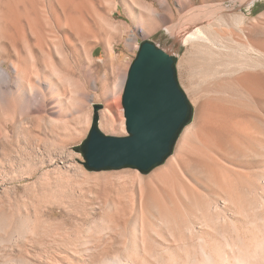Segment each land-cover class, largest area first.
<instances>
[{"label": "bare ground", "instance_id": "1", "mask_svg": "<svg viewBox=\"0 0 264 264\" xmlns=\"http://www.w3.org/2000/svg\"><path fill=\"white\" fill-rule=\"evenodd\" d=\"M161 2L164 3L165 0ZM115 7H118L116 3ZM149 12L151 15L145 20L140 19L139 16L135 17L138 25L137 31L143 36L152 31V25L158 26L165 18L152 7ZM183 21L186 22V20ZM70 22L73 28L85 38L82 20H80L81 23H73V20ZM224 23L226 24L224 17L220 16V7L203 6L193 12L190 16V23L188 21L184 25L175 24L168 30L176 41L179 40L185 45L229 51L222 43L223 38L220 37L219 27ZM240 24L242 23L239 22V26ZM259 26L254 24L250 26L251 28L242 29L243 31L248 29L249 32L247 36L244 34L247 43L244 42L241 45L242 47L245 45L243 47L245 50L242 49L244 52L240 51L242 52L241 58L238 54L241 60L235 59L236 53L234 52V56L231 51L234 57H231L232 60L229 58L228 62L231 61L229 63L233 65L230 67L234 65L238 66V69L242 67L240 75L224 81L222 77L220 78L222 81L216 80L218 83L211 88L213 90L209 95L197 90L196 84L191 85L190 91L195 104H198L199 116L192 127H186L184 142L176 155L163 168L154 172L149 179L140 174L128 176L127 182L132 183L130 187L133 188L131 191L133 192L132 198H134L133 208L130 206V209L135 210V214H131L134 219L132 218L133 221L130 219V223L132 222L130 230H127L128 227L123 229L127 216L124 219L122 217L127 214L124 213V209L122 213L117 206L116 210L123 214L121 217L115 211L118 213V218L121 217L123 227H121V221L119 222L121 226L117 223L118 218L114 213L117 222H109L111 225L104 224L105 227L102 228L95 227L91 231V234H95L94 237L81 235L80 238L73 239L72 236L68 237L67 233L65 235V232L58 233L59 230L54 225L41 219L39 207L48 202L50 205L51 202L55 204L57 201L65 200L70 188L63 190L55 184V186L50 185L49 182V185H41L37 193L31 189L33 197L31 200L37 199L39 201L37 203L41 206L33 204L32 207L29 206L31 208L28 207L27 211L24 210L22 204L25 200L20 202L15 195L13 199L11 197L5 199L7 196L3 199L0 196V264H38L28 257V243L40 245L41 241L51 237L54 244L58 245L56 242L59 241V247L72 249L75 254L81 255L91 251L96 237H100L106 231H116L127 246L124 245L126 248L123 253L111 256L112 258L101 264H147L143 258L145 256L143 251L147 252L153 243L158 246L157 241L160 239L165 242L167 240L174 242L184 253V257L178 258L168 249L165 250L167 258L163 255L156 257L159 264H264V67L259 62L264 58V41H262L264 28ZM31 30L33 32V25ZM20 41L23 42L27 51L29 70L25 71L14 61H11L9 70L2 69L0 65V86H10L12 72L16 74L14 83L16 91L11 92L5 98H0V110L12 119H17L19 115L23 116L25 113L45 117L44 114L49 113L52 99L49 94L43 93L39 88L35 46L22 35V29L17 24H14L12 32L0 27V53L2 55L9 52L7 47L9 45L17 60L22 61L18 50ZM201 49L198 51L202 52ZM110 56L114 57L113 50H110ZM250 57L255 59V63L252 62L254 66H250L251 62L246 63V59L250 60ZM220 65L219 68L224 66ZM51 71L52 76L68 89L70 88L72 95L82 92L71 79L63 76L57 69L52 67ZM125 75L126 71L121 70L114 86L115 92H112L114 93L112 96L117 99L116 103L120 102ZM73 86L75 90L72 89ZM109 96L106 92L105 97L109 98ZM117 107L120 109L119 104ZM112 115V111L107 110L103 117L104 125L108 130L122 135L121 137H127L129 133L127 126L125 127L124 118L122 117L123 120L118 124L120 120L117 123ZM40 117H31V119L43 126L41 120L47 119ZM89 120L88 112L80 117V122L89 123ZM44 122L47 127L50 126L49 122ZM1 127L0 124V157L8 161L12 141L1 131ZM15 129L18 133L24 131L23 138L26 142L35 141V136L25 132L22 125H16ZM58 153L65 162L71 159L62 148ZM19 156L15 163L7 168L10 177L4 171L0 172L1 193H8L6 189H2L6 180L14 183L10 189L15 194L19 190L18 183L31 178L36 165L35 161L32 158H26V166L31 169V172L25 175L26 173L21 168L22 164L19 163ZM72 169L81 175L85 173L80 166H73ZM202 190L211 192L213 196L206 195ZM72 192L74 194V189ZM65 205L61 204V206ZM126 207V213H130L129 208L127 207V211ZM114 210L113 208L111 211L114 212ZM114 218L112 217L113 220ZM128 226L131 225L128 223ZM90 245H92L91 248Z\"/></svg>", "mask_w": 264, "mask_h": 264}, {"label": "rangeland", "instance_id": "2", "mask_svg": "<svg viewBox=\"0 0 264 264\" xmlns=\"http://www.w3.org/2000/svg\"><path fill=\"white\" fill-rule=\"evenodd\" d=\"M161 1L0 0V27L12 32L14 24H17L22 29V35L34 44L37 54L36 68L39 75V88L43 93L49 94L52 99L49 113L44 114L46 115L45 117L38 115L31 116L25 113L23 116L19 115L17 119H12L0 110L1 131L12 141V148H9L8 161L0 157V172L4 171L10 177L7 168L15 163L19 155L20 161H18L22 164L21 168L26 173L25 175L31 172V169L26 166V158H32L36 163L31 178L18 183V193L14 194L11 192L10 187L14 183L6 180L4 188L2 189H6L8 193L0 192V196L3 199L6 196L5 199L10 197L13 199L15 195V198H18L20 202L25 200L22 204L24 210L27 211L33 204L41 206L40 203H37L39 202L37 199H34L35 201L33 200L36 204L31 200L33 198L31 196V189L37 193L41 189V185L49 184H53L52 186L56 185V187L59 186L63 190L67 187L72 188L71 191L67 188L69 189V195L64 198L65 200L57 201L55 204L51 202L50 205V202H48L39 207L41 219L48 222V224L54 225L59 230L58 233L65 232V235L67 233V236H72L73 239L80 238L81 235L83 237H94L95 234H91V231L95 227L102 228L106 224L109 225L110 223L117 222V220V223L121 226L122 219L126 216L128 218L129 215V221L127 218L124 220L127 226L123 223L121 227L124 225L123 229L128 227V229H125L130 230L132 227L130 219H134L132 215L135 214V210L130 209L131 207L133 208L134 204L132 202H134V198H132L133 188L130 187L132 186L130 185L131 182H127L128 176L130 177L131 174H140L144 178L149 179L154 172L163 168L176 155L181 144L184 142L187 128L192 127L199 116L198 104H195L194 98H192L193 94L190 91V87L196 84V87H198L197 90H201L202 92H200L202 94L209 95L213 90L211 88L215 87V83H218L217 81L221 77L224 81L240 75L242 67H239V69L235 65L234 67H230L232 64H230L231 61H229L230 63L228 62V59L234 55V52L236 53V57H234L235 55L233 57L235 59L239 58L245 50L243 48L245 45L243 47L241 45L247 41L245 35L247 36V32L249 31H247L248 29H245V31L242 29L251 28L254 24L264 28V0H165L164 3ZM115 3L118 6L117 8L115 7ZM203 6L220 7V16H223L226 22V24L224 23L225 25L223 24L219 27L221 31L220 37L223 38L221 39L222 43L227 46L230 53L226 49H223L224 51L219 50V52L209 47H201L204 48L201 49L200 46L197 48V46L193 45L194 48L196 47L194 49L191 45H185L181 41L179 42V40L176 41L170 30H168L169 27L175 24L184 25L188 21L190 23V16L193 12ZM151 7L158 11V13H161L165 18L160 23L161 25H152L151 33L149 32V34L143 36L137 31L138 25L135 22V17L137 18L139 16L140 19H147L151 15L149 12ZM70 20H73V23L82 20L86 34L85 38L78 33V30L73 28ZM183 20H186L187 23ZM239 22L242 23L240 24L241 26H239ZM32 25L34 33L31 30ZM263 39L264 37L262 41H264ZM143 40H152L166 51L177 56L179 81L194 107L193 120L182 133L173 155L163 165L148 174H143L131 168L118 170L89 169L86 166L87 161L84 155L77 150V147L88 137L92 128L94 105L102 104V109L99 111V126L101 131L108 136L121 137L122 135L107 129L104 125L103 117L107 110H111L113 119L117 123L120 120L118 123L120 124L124 118L126 127V117L123 109L124 87L130 66L136 58ZM7 47L9 52L6 55L0 53V60H2L0 65L2 69L9 70L11 61H14L25 71L29 70L27 51L23 42L20 41L18 44L19 55L22 61L17 60L14 51H12V48H9V45ZM198 49H201L202 52L198 51ZM242 49L244 50L242 51ZM110 50H113V58L110 56ZM240 51L242 52L240 53ZM248 60L249 58L246 59V63L249 64L251 62L250 66H254L252 62L255 59L252 57ZM259 62L264 67V58ZM220 64L224 66L219 68L218 66ZM52 67L57 69L66 78L71 79L82 92L72 95L70 88L68 89L57 78L52 76ZM221 68L224 70L222 69L221 71ZM121 70L126 71L125 83L123 85L120 102L116 103L115 100L117 99L113 97L114 93L112 94V92H115L114 86L118 81ZM220 72L223 73L220 74ZM213 75H216V78ZM15 76L16 74L12 72L10 86H0V98H5L11 92L16 91L14 87ZM221 79L220 81H222ZM72 89L75 90V87L73 86ZM106 92L109 93V98L105 97ZM118 104L120 105V109L117 107ZM87 112L90 115L89 123L80 122V117ZM119 113L123 116L121 115L120 117ZM31 117L46 118L47 120H43L49 122L51 127H47L43 120H41L43 126H40ZM16 125H22L25 132L35 136V141L30 143L26 142L25 138H23L25 136L24 131L18 133L15 129ZM19 135L22 136L20 137ZM23 146H26L25 148L27 149L22 148ZM59 147L71 159L66 162L62 160L58 155L60 151ZM14 153H18V156ZM73 166H80L85 172L84 175L75 172L72 169ZM126 182L127 184L129 183L128 186ZM38 183H40L39 186ZM73 189L74 194L72 192ZM204 193L213 196L211 192L204 191ZM68 197L70 198L69 200ZM62 201H67V204L65 205V202ZM61 204L65 206H61ZM123 205L129 208L130 213H126V206L124 207ZM111 206L115 209L114 212L111 211L113 209ZM117 206L122 213L125 211L124 213L127 215H123L121 212L119 213L116 210ZM41 209L44 210L41 211ZM131 210H134V213ZM115 211L120 214L119 216L122 217L123 215L122 219L120 217L121 220ZM114 213L117 215L118 219L115 216L117 220L114 218ZM128 223L131 226H128ZM58 239L60 240V238ZM123 241V238L119 237L116 231H106L100 237H96V241L92 244L93 246H89L90 248L92 246L91 251L80 255L75 254L72 249L68 250L62 246L59 247V241L56 242L58 245L54 244L55 242L51 237L41 241L42 243L40 245L28 243L27 254L30 259L38 264H101L103 261H107L113 256L118 255V253H123L126 248L125 246H127ZM157 242L159 245L155 246L153 243L147 251L148 254L143 251V254H145L143 258L147 264H159L156 261V257L163 255L167 258L165 250L168 249L176 257H184V253L179 250L174 242L170 240L165 242L163 239ZM150 253L153 254V258L155 257L154 259ZM146 256L147 259L145 258Z\"/></svg>", "mask_w": 264, "mask_h": 264}, {"label": "water", "instance_id": "3", "mask_svg": "<svg viewBox=\"0 0 264 264\" xmlns=\"http://www.w3.org/2000/svg\"><path fill=\"white\" fill-rule=\"evenodd\" d=\"M123 107L127 137L101 131L102 104H95L92 128L77 150L89 169L131 168L148 174L173 155L194 117V107L179 81L177 56L152 40H143L128 72ZM149 124L154 132L146 136Z\"/></svg>", "mask_w": 264, "mask_h": 264}, {"label": "snow or ice", "instance_id": "4", "mask_svg": "<svg viewBox=\"0 0 264 264\" xmlns=\"http://www.w3.org/2000/svg\"><path fill=\"white\" fill-rule=\"evenodd\" d=\"M154 132V128L152 127V125H146L145 129H144V134L146 136H151L152 133Z\"/></svg>", "mask_w": 264, "mask_h": 264}]
</instances>
